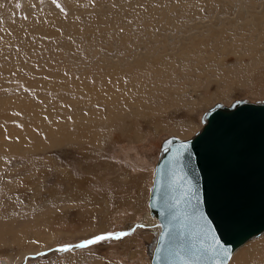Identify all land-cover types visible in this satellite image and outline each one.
<instances>
[{"label": "rangeland", "instance_id": "rangeland-1", "mask_svg": "<svg viewBox=\"0 0 264 264\" xmlns=\"http://www.w3.org/2000/svg\"><path fill=\"white\" fill-rule=\"evenodd\" d=\"M57 2L0 0V264H151L162 143L264 102V0ZM242 250L264 264V233Z\"/></svg>", "mask_w": 264, "mask_h": 264}, {"label": "water", "instance_id": "water-1", "mask_svg": "<svg viewBox=\"0 0 264 264\" xmlns=\"http://www.w3.org/2000/svg\"><path fill=\"white\" fill-rule=\"evenodd\" d=\"M201 122L191 139L161 145L148 197L159 227L151 264H161L157 248L167 230L180 234L178 243L219 241L228 250L220 264L264 233V102L217 104Z\"/></svg>", "mask_w": 264, "mask_h": 264}, {"label": "snow or ice", "instance_id": "snow-or-ice-1", "mask_svg": "<svg viewBox=\"0 0 264 264\" xmlns=\"http://www.w3.org/2000/svg\"><path fill=\"white\" fill-rule=\"evenodd\" d=\"M51 2L61 13H65L66 10L57 0H51ZM89 2L93 5L95 4V0H89ZM16 6L19 7L20 5L17 4ZM112 7L116 8L117 5L113 3ZM140 7H144V5H140ZM201 10L203 11V9ZM25 19H27V17H25ZM127 23L132 24L134 21L128 20ZM119 31L123 33L124 28L121 27ZM5 138L8 139V137ZM137 227L142 228L144 225L140 224L137 225ZM135 230L136 229L133 228L131 231H110L96 234L75 244H62L58 246L55 251L70 253L76 249H90L93 245H100L106 242H120L123 241L125 237L131 236ZM179 235L180 234L175 230H167L166 239L165 234L161 235L160 247L157 248L159 254L158 259L161 261V264H199L205 257L212 259L214 264H220V259L228 258V250L222 248L219 241H213L208 246L204 244L194 245L191 243H178ZM36 255L41 256L44 255V253L37 252Z\"/></svg>", "mask_w": 264, "mask_h": 264}, {"label": "bare ground", "instance_id": "bare-ground-1", "mask_svg": "<svg viewBox=\"0 0 264 264\" xmlns=\"http://www.w3.org/2000/svg\"><path fill=\"white\" fill-rule=\"evenodd\" d=\"M178 139V138H177ZM180 141H182V140H180ZM186 141V140H185ZM150 219H149V218ZM145 218V220L147 221L146 223H148V224H150L151 225V228L153 229V230H156L155 232V238H154V240L152 241L153 242V244H152V248H151V251H153V249H154V247H155V242H156V239H157V234H158V232H159V227L158 226H156L157 225V221L154 219V218H152L150 215H149V213H148V215L146 216V217H144ZM144 220V219H143ZM144 223V222H143ZM148 224H146V225H148ZM137 225L138 224H136V225H134L133 227H132V229L133 228H136L137 227ZM144 227H146L145 226V224H144ZM138 228V227H137ZM257 238H259V237H257ZM256 238H253V239H251V240H255ZM251 240H249V241H251ZM248 241V242H249ZM248 242H246V243H248ZM245 243V244H246ZM245 244H243L242 246H244ZM241 246V247H242ZM241 247H239L238 249H236L234 252H233V254L236 252V257H234V261H233V263L232 264H243V263H246L245 261H246V259H247V252L246 251H240V249H241ZM244 248V247H243ZM233 254L231 255V258H232V256H233ZM151 255H152V253H151ZM260 257H262V256H260ZM259 257V258H260ZM246 258V259H245ZM248 260V259H247ZM259 261H261V259L259 260ZM230 263V260H229V262L227 263V264H229ZM261 264V263H260Z\"/></svg>", "mask_w": 264, "mask_h": 264}]
</instances>
